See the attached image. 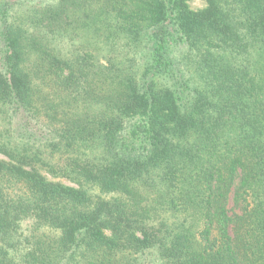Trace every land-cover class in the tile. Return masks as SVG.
Returning a JSON list of instances; mask_svg holds the SVG:
<instances>
[{
	"label": "trees",
	"instance_id": "obj_1",
	"mask_svg": "<svg viewBox=\"0 0 264 264\" xmlns=\"http://www.w3.org/2000/svg\"><path fill=\"white\" fill-rule=\"evenodd\" d=\"M190 1L0 0V264H264V0Z\"/></svg>",
	"mask_w": 264,
	"mask_h": 264
},
{
	"label": "rangeland",
	"instance_id": "obj_2",
	"mask_svg": "<svg viewBox=\"0 0 264 264\" xmlns=\"http://www.w3.org/2000/svg\"><path fill=\"white\" fill-rule=\"evenodd\" d=\"M190 5L193 8H200V7H203L205 5V1L204 0H191ZM1 157L5 158L3 155H1Z\"/></svg>",
	"mask_w": 264,
	"mask_h": 264
}]
</instances>
